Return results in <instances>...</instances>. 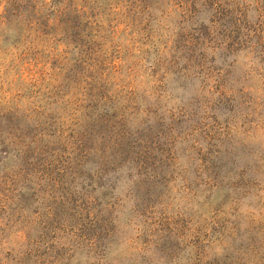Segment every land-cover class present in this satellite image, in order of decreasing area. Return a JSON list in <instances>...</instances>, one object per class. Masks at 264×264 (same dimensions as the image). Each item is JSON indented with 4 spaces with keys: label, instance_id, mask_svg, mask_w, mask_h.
Masks as SVG:
<instances>
[{
    "label": "rangeland",
    "instance_id": "1",
    "mask_svg": "<svg viewBox=\"0 0 264 264\" xmlns=\"http://www.w3.org/2000/svg\"><path fill=\"white\" fill-rule=\"evenodd\" d=\"M0 264H264V0H0Z\"/></svg>",
    "mask_w": 264,
    "mask_h": 264
}]
</instances>
